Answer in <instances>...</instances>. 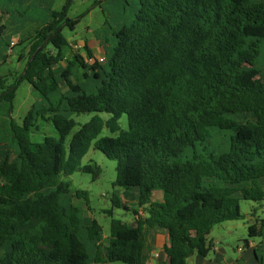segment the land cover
Masks as SVG:
<instances>
[{"label":"trees","instance_id":"1","mask_svg":"<svg viewBox=\"0 0 264 264\" xmlns=\"http://www.w3.org/2000/svg\"><path fill=\"white\" fill-rule=\"evenodd\" d=\"M72 3L22 34L29 50L13 82L0 74V101L11 109L25 80L38 96L21 122L11 118L0 132V264H148L150 234L159 230L168 244L158 264L207 256L216 224L244 217L242 199L264 201V0H136L134 18L113 37L95 31L104 62L87 42L86 55L74 50L64 33L81 19L68 16ZM0 11L11 18L1 2ZM25 23L7 39L12 23L0 25V66ZM82 112L110 116H94L67 141ZM40 120L58 136L34 140ZM104 127L115 135L99 137ZM93 145L116 160L113 185L138 202L132 221L111 218L108 235L86 218L89 193L69 178L100 174L99 165L83 163ZM157 189L161 200L152 197ZM111 200L131 208L120 193ZM249 234L264 237V218Z\"/></svg>","mask_w":264,"mask_h":264},{"label":"rangeland","instance_id":"2","mask_svg":"<svg viewBox=\"0 0 264 264\" xmlns=\"http://www.w3.org/2000/svg\"><path fill=\"white\" fill-rule=\"evenodd\" d=\"M96 0H73V3L68 11V16L71 18L81 16L80 22L75 29L69 27L64 28V33L73 43V49L86 55L84 48L85 42L93 50L94 54L103 58L101 62L105 61V51L97 37L95 31L100 30V37H113L115 31L122 24H128L134 18L137 10L136 0H102L96 3ZM6 5L9 13L0 11V25L10 20L12 25L5 31L2 36L7 39L13 31L14 26L21 25L24 21L25 29L21 34H15L12 37L14 47L8 49L10 56L7 61L0 66V74L9 75V83L15 80L17 74L22 71L28 55V43H21L22 34L26 35L33 32L38 27L42 26L45 21L50 18V10L62 9L66 0H0ZM23 35V36H24ZM65 64V62H63ZM37 93L33 86L28 81H23L16 92L12 109L8 101H0V132L6 133L8 131L9 122L11 118L21 122L24 115L28 112L30 107L37 101ZM99 115L104 120L110 115L106 112H82L73 115L77 124L67 136V141L73 134L86 122L91 120L94 116ZM40 129L33 133V139L42 141L45 135H57L58 132L50 121L40 120ZM120 123L123 128H128V118L123 114L120 118ZM106 135H115L104 127L99 137ZM6 139H9V135ZM83 163L97 164L101 167V172L97 177L93 173L76 171L69 178L72 180L73 188H82L89 193V209H86V218H96L103 226L104 234L108 235L110 232V221L112 217L120 218L124 221H132L134 214L132 209L137 207L138 202L131 200L134 192L125 194L123 188L114 186L113 182L116 178V160L108 158L100 149L93 145L89 152L83 159ZM114 192L120 193L123 197V202L130 206L129 210L123 207H116L113 205L111 197ZM153 199H162L163 191L157 189L153 192ZM72 203L81 205L82 201L77 197H72ZM262 204V205H261ZM241 210L244 217L240 219L226 220L216 224L207 236V242L214 239L216 245L223 248L224 255L227 258L238 260L244 255L247 250L246 239L258 243L261 236H251L249 234V225L254 223L256 217L264 218V201L256 202L254 200L242 199L240 201ZM255 207H259L256 213L253 214ZM105 209H112V216L105 213ZM145 213L144 208H139ZM241 247V250L238 249ZM155 250V246H153ZM260 252V251H259ZM261 253V252H260ZM264 253V252H263ZM214 255L211 250L208 257ZM159 256H150L149 264H158ZM200 258L199 254H194L188 259L187 264H193ZM98 264V263H91ZM103 264H127L123 261H113Z\"/></svg>","mask_w":264,"mask_h":264},{"label":"crops","instance_id":"3","mask_svg":"<svg viewBox=\"0 0 264 264\" xmlns=\"http://www.w3.org/2000/svg\"><path fill=\"white\" fill-rule=\"evenodd\" d=\"M73 43H75V41H73ZM124 193L131 194L132 192L124 191ZM132 194H133V198H131V200H136V194L135 193H132ZM123 200L124 199L122 197V201ZM157 200H161V199L159 198ZM212 242L214 244L212 247V251L214 252V255L209 258L208 255L210 254V252L207 256H202L199 254L200 258L198 259V261H195L193 264H258V261L255 256V252H254L255 249H258V251L261 252V253L259 252L261 256H263L264 254L263 253L264 252V237H262V239L258 243L249 240L248 245H246L247 250L244 252V255L240 257L238 260H235L233 258H227L224 255L223 248L219 245H216L213 238H212ZM150 244H151V250H150L151 257L159 256L158 262H161L164 259H166V255H165L163 248L165 244H168V235L164 230L151 232ZM153 246H155L156 248L155 250L153 249Z\"/></svg>","mask_w":264,"mask_h":264},{"label":"built area","instance_id":"4","mask_svg":"<svg viewBox=\"0 0 264 264\" xmlns=\"http://www.w3.org/2000/svg\"><path fill=\"white\" fill-rule=\"evenodd\" d=\"M214 245V244H213ZM239 250H241V247H238Z\"/></svg>","mask_w":264,"mask_h":264}]
</instances>
